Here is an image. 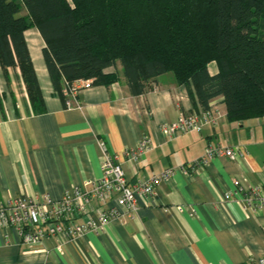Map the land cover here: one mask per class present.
<instances>
[{"label": "crops", "instance_id": "1", "mask_svg": "<svg viewBox=\"0 0 264 264\" xmlns=\"http://www.w3.org/2000/svg\"><path fill=\"white\" fill-rule=\"evenodd\" d=\"M25 35L45 112H34L20 68L0 66V202L45 195L60 200L75 186L99 180L102 142L122 163L130 185L170 168L176 172L155 197L141 199L133 220L116 219L74 242L51 238L28 247L14 229L0 230V264H248L264 258V211L244 209L245 194H236L234 186L239 181L243 189H264V117L231 121L218 97L210 102L222 114L217 126L169 139L162 125L204 110L192 88L169 72L135 96L121 66L107 70L118 74L117 82L84 89L75 99L64 87L68 107L53 88L39 31ZM213 65L211 74L217 72ZM145 136L153 151L128 162L126 150ZM209 143L241 156L214 158L193 174L178 170L200 159ZM228 193L232 200L225 202Z\"/></svg>", "mask_w": 264, "mask_h": 264}, {"label": "trees", "instance_id": "2", "mask_svg": "<svg viewBox=\"0 0 264 264\" xmlns=\"http://www.w3.org/2000/svg\"><path fill=\"white\" fill-rule=\"evenodd\" d=\"M33 28L65 102L64 87L110 86L118 74L107 70L121 66L135 96L172 72L205 110L223 97L231 121L264 117V0H0V66L20 68L44 113L25 35Z\"/></svg>", "mask_w": 264, "mask_h": 264}, {"label": "built area", "instance_id": "3", "mask_svg": "<svg viewBox=\"0 0 264 264\" xmlns=\"http://www.w3.org/2000/svg\"><path fill=\"white\" fill-rule=\"evenodd\" d=\"M89 81H77L67 91L68 97L75 99L80 91L90 88ZM71 100L66 102L69 107ZM222 114L216 109L202 110L199 113L180 115L171 123L162 125L161 133L173 139L181 134L201 133L205 127L218 125ZM155 145L153 140L145 136L139 144L125 152L128 162L138 163L144 159ZM102 177L99 180L83 182L64 193L60 200L49 195L36 198H15L8 202H0V230L14 229L24 245L35 247L51 238L74 242L90 232L99 233L116 219L133 220L140 209L142 198H153L156 189L162 182H168L174 176V168L159 174H153L130 185L122 163L113 155L107 145L102 142ZM241 156L234 148H225L209 143L204 155L191 164L181 166L178 170L184 174H193L207 166L210 160L226 157L236 161ZM235 193H244L242 206L244 209L264 211V189L255 186L243 189L239 181L234 182ZM232 193L224 197L225 202L232 200ZM113 203V207L109 206ZM64 244L58 247L63 251ZM248 264H264V258L250 260Z\"/></svg>", "mask_w": 264, "mask_h": 264}, {"label": "rangeland", "instance_id": "4", "mask_svg": "<svg viewBox=\"0 0 264 264\" xmlns=\"http://www.w3.org/2000/svg\"><path fill=\"white\" fill-rule=\"evenodd\" d=\"M211 68H212V70H214L216 68V65L214 64Z\"/></svg>", "mask_w": 264, "mask_h": 264}]
</instances>
